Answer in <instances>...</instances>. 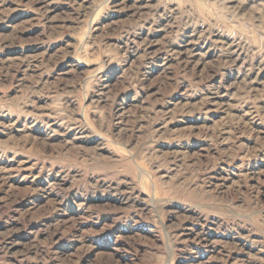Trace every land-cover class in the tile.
Wrapping results in <instances>:
<instances>
[{
  "label": "rangeland",
  "instance_id": "374dc122",
  "mask_svg": "<svg viewBox=\"0 0 264 264\" xmlns=\"http://www.w3.org/2000/svg\"><path fill=\"white\" fill-rule=\"evenodd\" d=\"M0 264H264V0H0Z\"/></svg>",
  "mask_w": 264,
  "mask_h": 264
}]
</instances>
